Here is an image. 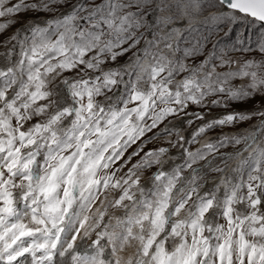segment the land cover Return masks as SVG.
<instances>
[{"label":"snow or ice","instance_id":"obj_1","mask_svg":"<svg viewBox=\"0 0 264 264\" xmlns=\"http://www.w3.org/2000/svg\"><path fill=\"white\" fill-rule=\"evenodd\" d=\"M259 29L264 0H0V264H264Z\"/></svg>","mask_w":264,"mask_h":264},{"label":"rangeland","instance_id":"obj_2","mask_svg":"<svg viewBox=\"0 0 264 264\" xmlns=\"http://www.w3.org/2000/svg\"><path fill=\"white\" fill-rule=\"evenodd\" d=\"M18 26H19V25H17V27H18ZM253 27H254V28H258V25L253 26ZM239 30H240L241 32L244 31L243 28H240ZM259 33H260V34H264V29H259ZM2 38H3V37H0V39H2ZM195 38H197L195 34H194L193 36H189V37H187V39L190 40V41H191V40H194ZM249 107H251V105H249ZM246 127H247V125H244V126H243L241 129H239V130H240V131H243V129L246 128ZM209 135H210L211 137L214 138V137L217 135V133H210ZM194 147H199V145H195V146H193V148H194ZM173 151H175V150H173Z\"/></svg>","mask_w":264,"mask_h":264}]
</instances>
